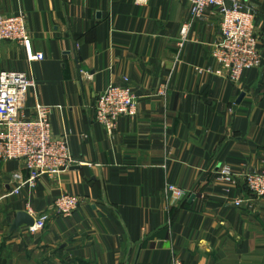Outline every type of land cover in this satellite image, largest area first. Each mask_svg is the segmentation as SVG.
Returning a JSON list of instances; mask_svg holds the SVG:
<instances>
[{"label": "crops", "instance_id": "1", "mask_svg": "<svg viewBox=\"0 0 264 264\" xmlns=\"http://www.w3.org/2000/svg\"><path fill=\"white\" fill-rule=\"evenodd\" d=\"M243 1L256 12L261 64L231 82L213 72L217 7L193 17L189 0H0V15L23 14L30 37L0 41V71L33 77L24 114L52 106L51 134L79 162L29 188L22 160H0V264H264V198L244 183L264 168V0ZM36 52L43 59L29 61ZM109 83L136 96L135 116L111 133L94 117ZM61 193L80 198L68 217L53 208ZM27 202L47 215L44 228L10 231Z\"/></svg>", "mask_w": 264, "mask_h": 264}, {"label": "built area", "instance_id": "2", "mask_svg": "<svg viewBox=\"0 0 264 264\" xmlns=\"http://www.w3.org/2000/svg\"><path fill=\"white\" fill-rule=\"evenodd\" d=\"M143 3L146 0H135ZM193 17L201 15L208 7H217L220 12V37L213 45L211 55L218 65L215 74L238 82L242 74L261 64V55L255 34V10L243 0H189ZM189 23L182 25L177 43L180 50L187 38ZM8 40L27 46L30 37L23 14L0 15V41ZM43 54L36 52L29 61L41 60ZM126 80V79H125ZM35 86L33 77L26 71L6 69L0 71V160H22L28 172L23 184L34 188L42 177L54 178L73 167L77 162L69 148L65 135L53 137L50 129L52 106L36 103L32 116L23 112L28 92ZM166 87L161 85L157 94L164 97ZM136 114V96L128 85L109 83L98 95L95 104V120L111 133L121 117ZM233 170L228 165L219 168V176L225 181H233ZM244 183L254 196L264 198V168L247 173ZM20 187L13 193L17 194ZM173 200L183 198L185 192L174 184H166ZM241 199L234 202L240 205ZM80 198L76 195L61 193L53 208L61 217H68L78 208ZM26 212L33 218L27 225L30 233L42 230L47 215L34 214L26 203ZM171 264H182L173 257Z\"/></svg>", "mask_w": 264, "mask_h": 264}, {"label": "water", "instance_id": "3", "mask_svg": "<svg viewBox=\"0 0 264 264\" xmlns=\"http://www.w3.org/2000/svg\"><path fill=\"white\" fill-rule=\"evenodd\" d=\"M193 197L194 196L192 195L191 199ZM32 223H33V218L27 212L19 211L16 213V216L10 225V231L17 229L21 225H31Z\"/></svg>", "mask_w": 264, "mask_h": 264}]
</instances>
